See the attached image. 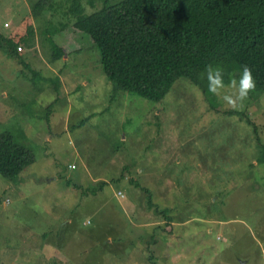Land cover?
Here are the masks:
<instances>
[{
    "label": "rangeland",
    "instance_id": "obj_1",
    "mask_svg": "<svg viewBox=\"0 0 264 264\" xmlns=\"http://www.w3.org/2000/svg\"><path fill=\"white\" fill-rule=\"evenodd\" d=\"M105 1L0 0V36L33 30L21 58L0 42V135L38 161L0 176V264H264V93L234 111L205 75L135 97L80 36L53 60L50 31Z\"/></svg>",
    "mask_w": 264,
    "mask_h": 264
},
{
    "label": "trees",
    "instance_id": "obj_2",
    "mask_svg": "<svg viewBox=\"0 0 264 264\" xmlns=\"http://www.w3.org/2000/svg\"><path fill=\"white\" fill-rule=\"evenodd\" d=\"M75 12L70 29L50 31L47 37L53 60L82 51L77 39L87 38L117 91L159 102L180 79L198 86L212 63L239 71L247 65L256 91L264 93V0H123L114 5L106 0L93 14L79 7ZM59 32L71 34L63 41L57 39ZM32 36L26 21L24 31L8 40L0 36V42L21 58L19 48ZM35 162L32 150L9 133L0 135L2 178L16 183Z\"/></svg>",
    "mask_w": 264,
    "mask_h": 264
},
{
    "label": "clouds",
    "instance_id": "obj_3",
    "mask_svg": "<svg viewBox=\"0 0 264 264\" xmlns=\"http://www.w3.org/2000/svg\"><path fill=\"white\" fill-rule=\"evenodd\" d=\"M204 71L208 81V91L220 97L234 111L242 110L244 101L256 89V81L252 75V70L247 65L241 66L238 80L231 77L227 84L224 80V69L221 66H214L209 63Z\"/></svg>",
    "mask_w": 264,
    "mask_h": 264
},
{
    "label": "crops",
    "instance_id": "obj_4",
    "mask_svg": "<svg viewBox=\"0 0 264 264\" xmlns=\"http://www.w3.org/2000/svg\"><path fill=\"white\" fill-rule=\"evenodd\" d=\"M37 162H38V161L36 160V163H37ZM36 163H35V164H36ZM171 226H172V224H171Z\"/></svg>",
    "mask_w": 264,
    "mask_h": 264
}]
</instances>
